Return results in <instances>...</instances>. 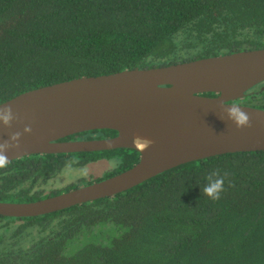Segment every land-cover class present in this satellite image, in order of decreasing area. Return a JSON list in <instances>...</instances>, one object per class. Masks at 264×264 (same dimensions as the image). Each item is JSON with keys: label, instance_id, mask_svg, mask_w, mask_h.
<instances>
[{"label": "trees", "instance_id": "1", "mask_svg": "<svg viewBox=\"0 0 264 264\" xmlns=\"http://www.w3.org/2000/svg\"><path fill=\"white\" fill-rule=\"evenodd\" d=\"M262 47L264 0H0V103L81 76ZM262 85L248 95L260 108ZM94 132L116 131L82 133ZM103 154L116 165L101 179L140 159L135 149L27 155L0 168V201L77 187L43 189L64 169ZM216 169L229 175L212 200L202 190ZM0 264H264V151L187 162L44 215H0Z\"/></svg>", "mask_w": 264, "mask_h": 264}, {"label": "water", "instance_id": "2", "mask_svg": "<svg viewBox=\"0 0 264 264\" xmlns=\"http://www.w3.org/2000/svg\"><path fill=\"white\" fill-rule=\"evenodd\" d=\"M262 82L264 47L81 76L0 103V115L9 108L12 114L9 125L0 119V143L9 145V162L31 154L116 148L140 153L132 167L107 178L34 201H0V215H44L114 196L187 162L264 151V108L232 102ZM233 103L250 116V127L237 128L228 118L225 105L230 108ZM98 129L117 134L91 141H58ZM17 132L20 136L12 140Z\"/></svg>", "mask_w": 264, "mask_h": 264}, {"label": "clouds", "instance_id": "3", "mask_svg": "<svg viewBox=\"0 0 264 264\" xmlns=\"http://www.w3.org/2000/svg\"><path fill=\"white\" fill-rule=\"evenodd\" d=\"M227 110L228 118L231 119L237 128H243V127H250V116L241 111L238 104H234L230 108L225 105ZM0 119L3 120L5 125H9L10 121L12 119L11 109L9 108L7 112L3 115H0ZM30 128H26L25 131H30ZM20 136V133H14L10 137L12 140H17V138ZM9 147L7 142L0 143V168L6 167L9 158L7 156L6 149ZM18 147V145H17ZM229 175V173L225 172L223 175L220 174V170L216 169L212 172L208 173V175L205 177L207 183L205 184L203 188L204 195L208 196L212 200H218L220 199L221 193L225 190L224 189V181L226 177Z\"/></svg>", "mask_w": 264, "mask_h": 264}, {"label": "flooded vegetation", "instance_id": "4", "mask_svg": "<svg viewBox=\"0 0 264 264\" xmlns=\"http://www.w3.org/2000/svg\"><path fill=\"white\" fill-rule=\"evenodd\" d=\"M263 83V82H262ZM261 84V83H260ZM259 85V84H258ZM262 87H264V85H262ZM252 89V88H251ZM249 89V90H251ZM247 91L246 92V96H248L249 94H251L252 92L254 91ZM244 97V98H245ZM244 98H241V99H237V100H234L232 102H237V103H241V100L244 99ZM257 107V106H256ZM101 130V129H99ZM85 132V131H84ZM117 134V132L115 133H112V134H107V133H101V132H94V133H76V134H73V135H70V136H67L65 138H62L60 140H58L59 142H65V141H91V140H95V139H102V138H108V137H112V136H115ZM116 149H121V150H128V149H131V148H116ZM110 150H115V149H109V150H95V151H78V152H75V153H80L81 155H86V154H89V153H104V152H108ZM62 153V152H61ZM66 153H69V152H66ZM44 154H48V153H44ZM106 154V153H105ZM105 154L101 155V157L97 158V159H94L92 161H89V162H86L84 163L83 165H81L82 167L85 166V165H88V164H91V163H95V162H98V161H111V162H115V165H116V159L114 157H106L104 156ZM79 167L78 166H73V167H68L66 169H64L63 171L65 170H73L75 168ZM115 166L103 171L101 174L97 175V176H83V177H80L75 183H72L68 186H74V185H77V187L79 186H82V185H86V184H89V182L91 181L94 182V181H98V180H101V178H103V176L109 171V170H112L114 169ZM63 171H61L60 173H62ZM59 173V174H60ZM58 174V175H59ZM57 176V175H56ZM54 178V177H53ZM67 187V186H66ZM65 187V188H66ZM73 188H76V187H73ZM72 188V189H73ZM64 189V188H63Z\"/></svg>", "mask_w": 264, "mask_h": 264}, {"label": "rangeland", "instance_id": "5", "mask_svg": "<svg viewBox=\"0 0 264 264\" xmlns=\"http://www.w3.org/2000/svg\"><path fill=\"white\" fill-rule=\"evenodd\" d=\"M252 96H246L250 103H247L248 101L241 102L242 104H247L251 106H257V102L253 103L252 100L257 98H251ZM258 107V106H257ZM115 166V162L111 161H98L95 163H91L85 166H79L75 169H69L65 170L59 175L55 176L54 178L50 179L47 184L43 186V189H45L46 193H50L52 191H57L65 188L66 186L75 183L80 177L83 176H97L101 174L103 171Z\"/></svg>", "mask_w": 264, "mask_h": 264}]
</instances>
